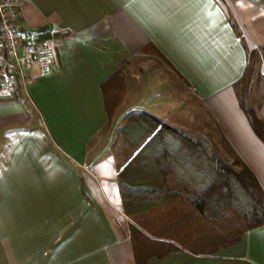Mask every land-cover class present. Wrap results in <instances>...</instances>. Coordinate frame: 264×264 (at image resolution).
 Returning a JSON list of instances; mask_svg holds the SVG:
<instances>
[{"label":"crops","instance_id":"crops-1","mask_svg":"<svg viewBox=\"0 0 264 264\" xmlns=\"http://www.w3.org/2000/svg\"><path fill=\"white\" fill-rule=\"evenodd\" d=\"M21 9L56 63L34 71L28 95L0 97V264H137L116 150L92 147L108 128L102 85L124 62L133 71L140 58L163 61L208 111L226 156H239L264 190V141L236 88L257 50L252 105L264 120V0H22ZM141 69L126 116L167 122L171 103ZM122 123L112 124L115 139ZM148 264H264V225L214 253L181 246Z\"/></svg>","mask_w":264,"mask_h":264},{"label":"trees","instance_id":"trees-1","mask_svg":"<svg viewBox=\"0 0 264 264\" xmlns=\"http://www.w3.org/2000/svg\"><path fill=\"white\" fill-rule=\"evenodd\" d=\"M258 59V51H250L248 67L236 88L254 130L264 141V120L249 101ZM122 76L123 65L102 85L108 123L123 99L120 89L111 92L118 83L123 90ZM116 148L123 201L156 203L135 213L130 224L137 264H148L152 257L162 258L181 246L196 254L214 253L238 242L249 229L264 225V190L236 154L231 161L215 145L147 111L128 115ZM194 218L207 226L199 242L181 234L194 225Z\"/></svg>","mask_w":264,"mask_h":264},{"label":"rangeland","instance_id":"rangeland-1","mask_svg":"<svg viewBox=\"0 0 264 264\" xmlns=\"http://www.w3.org/2000/svg\"><path fill=\"white\" fill-rule=\"evenodd\" d=\"M152 53V52H147ZM259 56V55H258ZM152 58V57H151ZM130 63V62H129ZM249 67L253 64V61L251 59V62L249 63ZM123 83L124 86L123 90L120 88L119 83L115 85L111 92L115 93L116 90L120 89L123 99L120 102L117 109L114 111L113 117L111 121L108 123V128L101 132V134L98 135L96 140L92 142V147H98L99 145H103L107 142V147L111 145V147L114 146V151L117 149L116 147L119 146L120 143V137H121V128L118 130L119 137L115 139L116 137V131L114 130V125L112 124H118L121 121H123L121 127L124 125V123L127 121L126 116V110L122 107L126 97H127V91L128 87L131 86V80L132 77L135 78V73L138 72L137 68H142V74L143 81L145 80L146 86H148L149 83L155 82L156 90L159 92H162V94L165 96V99L167 98L171 103V108L166 110L167 113H165V116L167 118L168 124L175 126L181 130H184L189 135L193 136L195 139H201L204 142H207L210 146L215 145L222 153L226 156L227 151L225 150L224 143L221 140L220 132L215 125V123L210 118V115L208 111L205 109L204 105L200 102L197 95L192 92L186 84L180 80L171 70L168 69L166 64L161 61L157 60L155 58L149 59V58H140L135 61V66L133 68V71L130 69V65L128 62H124L123 64ZM258 65L259 61L257 60V71H258ZM135 72V73H134ZM133 75V76H132ZM257 73L253 77L252 84L250 86L249 91V101L251 104H253L254 99H252V90L255 84ZM149 80V82H148ZM259 89L264 90V82L260 81L258 83ZM159 88V89H158ZM240 89H242V85L240 84ZM258 89V90H259ZM260 99V96L258 95V98ZM122 108V109H121ZM165 112V110H164ZM110 128L113 129V132H111L110 136ZM110 138H109V137ZM109 138V140H108ZM113 143V145H112ZM105 148V147H104ZM231 161L233 160L232 157L226 156ZM123 201V198H122ZM156 206V203H154L153 200H140V201H123V207L125 209L126 214L131 218L135 220V216L137 214H140L142 211L149 209L150 207ZM139 212V213H138ZM137 213V214H135ZM195 219V220H194ZM192 221L194 222V225L191 224L185 230L181 231V234H184L189 240H193L195 242H199L201 236L205 233L204 228L205 224H203V220L201 218H194ZM132 221L130 223H132ZM131 230V229H130Z\"/></svg>","mask_w":264,"mask_h":264},{"label":"built area","instance_id":"built-area-1","mask_svg":"<svg viewBox=\"0 0 264 264\" xmlns=\"http://www.w3.org/2000/svg\"><path fill=\"white\" fill-rule=\"evenodd\" d=\"M22 0H0V97L28 95L34 71L48 74L56 63L54 46L26 30Z\"/></svg>","mask_w":264,"mask_h":264}]
</instances>
